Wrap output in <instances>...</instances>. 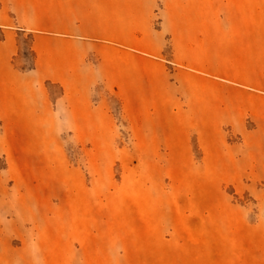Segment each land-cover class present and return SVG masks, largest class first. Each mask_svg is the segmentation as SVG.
<instances>
[{
  "label": "rangeland",
  "instance_id": "1",
  "mask_svg": "<svg viewBox=\"0 0 264 264\" xmlns=\"http://www.w3.org/2000/svg\"><path fill=\"white\" fill-rule=\"evenodd\" d=\"M0 264H264V0H0Z\"/></svg>",
  "mask_w": 264,
  "mask_h": 264
}]
</instances>
